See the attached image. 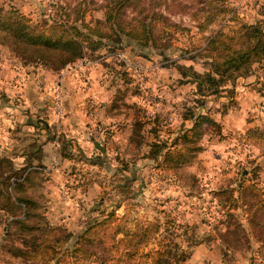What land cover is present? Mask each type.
I'll return each instance as SVG.
<instances>
[{
	"label": "rangeland",
	"instance_id": "374dc122",
	"mask_svg": "<svg viewBox=\"0 0 264 264\" xmlns=\"http://www.w3.org/2000/svg\"><path fill=\"white\" fill-rule=\"evenodd\" d=\"M103 3L0 0V9H15L45 29L65 28L78 25L75 17L79 9L84 11L85 23L101 21ZM138 9L126 7L125 18L150 20L153 45L141 46L122 37L115 48L102 39L94 50L83 46L88 63L80 65L75 60L61 68L65 73L40 61H24L0 36V62L26 67L36 76L29 104L22 105L25 99L15 95L8 103L12 112L0 111V159L11 164L18 178L23 177L13 194L29 198L30 207L39 216L21 224L15 221L22 217L20 210L8 208L6 203L0 207V264H78L63 250L56 260L45 263L20 257L14 247L27 249L22 245L24 227L41 222L68 232L63 249H71L96 215L99 196V208L105 211L123 205L115 212L120 216L125 211L128 230L136 224L158 221L154 236L118 264H151L144 254L158 249L160 239L169 246L176 243L186 253L180 264H256L258 257L264 262L257 255L258 243L249 234L248 208L240 201L229 210L224 204L226 195L219 196V206L212 197L215 191L235 187L238 182L245 186L253 181L264 193V57L251 63L246 75L224 83L219 92L203 99L194 95V86L183 83L176 70V65H189L203 72L208 61L204 56L207 40L218 31L230 34L240 24L258 21L264 27V0H165L154 8ZM95 66L98 72L94 82L106 89L103 99L111 101L106 102L108 119L98 121L103 120L102 110L98 114L97 104L86 102L89 113L97 115L75 139L61 132L58 125L63 114L61 80L67 72L80 73L89 87L86 72ZM42 71H48L49 78L42 77ZM36 91L45 94L39 97ZM187 112L203 114L214 123L203 122L198 131L204 135L195 141H178L174 153L181 155L174 158L177 162L172 160L173 168L159 167V159L148 152V143H169L174 133L168 141L164 128L177 132L181 125L188 127L190 123L181 119ZM50 117L52 122L45 129L43 124ZM137 117L143 123L141 132L129 143L130 127L138 123ZM156 118L162 124L153 122ZM248 130L250 136L246 138ZM186 146H194L190 156ZM66 153L72 158L62 156ZM6 162L0 164V170ZM120 181L127 185L114 187ZM242 197L247 200V195ZM234 222L246 231L237 242L232 235H221ZM84 264L99 263L90 259Z\"/></svg>",
	"mask_w": 264,
	"mask_h": 264
},
{
	"label": "trees",
	"instance_id": "16d2710c",
	"mask_svg": "<svg viewBox=\"0 0 264 264\" xmlns=\"http://www.w3.org/2000/svg\"><path fill=\"white\" fill-rule=\"evenodd\" d=\"M103 1L104 13L101 21L95 20L92 25L85 23L83 21L84 11L79 9L76 11L77 16L75 17L78 25H66L65 28L52 26L45 29L32 24L30 19L18 13L15 9H0V36L14 50L20 52V57L25 58L24 61H40L44 66L48 65L56 70L85 56L83 46L88 47L89 50L96 49L101 44L102 39L111 42L115 48L119 47L122 37L130 39L141 46L155 43V40L151 37L152 26L150 20L146 22L145 18L142 17L126 20L124 10L128 6L130 8L138 6V10L147 6L154 8L155 4L162 3L165 0ZM230 34H234L235 37L230 36ZM230 34L218 31L207 40L208 48L204 56L208 61L206 62L207 68L203 72H197L189 65H176V70L183 83L192 84L194 95L201 99L219 92L224 83H232L236 77L246 75L251 63L258 62L264 57V27L260 21L248 25L240 24ZM202 103L201 100L198 105L201 106ZM181 119L188 121L190 125L188 127L181 125L177 132L164 128L167 136L165 138L168 141L172 138L169 143L163 140H161L162 145H156L159 141L148 143L150 147L148 152L151 156H154H152L154 159H159V167L173 168L174 158L181 155L178 152L174 153L178 141H195L196 138L204 135L198 131V127L203 122L214 123L207 116L194 112L182 114ZM135 121L138 123L131 125V132L127 137L129 143L135 142L136 133L141 132V124L143 123L138 120V117ZM153 122L162 124L159 118L154 119ZM43 127L46 129V124H43ZM172 133H174V136L170 138L169 136ZM216 134L219 135L218 132ZM249 136L250 131L248 130L245 137L248 138ZM257 136H260V133H257ZM186 147L188 149L187 155L190 156L194 151V146ZM195 148L196 150L199 149L198 147ZM62 156L72 158L68 153ZM3 162L6 161L0 159V164ZM5 166L0 170V197L2 200L0 207L3 208L2 205L6 206L7 204L8 208L20 210L22 217L15 220L17 223L22 224L31 217H39L30 207L29 198L18 197L13 194L17 187H21L20 182L23 177H17V172L13 170L10 163L6 162ZM242 174H245V172ZM125 185H127L125 181H120L114 187L121 189ZM218 192H220L219 195ZM221 195H226L224 204L229 210H231V206L240 201L248 208L246 220L248 221L249 234L258 243L257 255L264 258L263 191L253 181L245 186L238 182L235 187H226L215 191L212 197L216 200L218 206L221 205L222 200L219 197ZM242 195H247V200L242 199ZM98 199L100 200L96 215L91 218L86 227L76 237L71 249H63L64 243L69 238L68 232L63 228L49 227L45 226L44 223L37 222L24 227L22 245L27 249L14 247L15 251L21 254L20 257L38 258L45 263L56 260L60 250H63V254H70L71 258L78 264H84L90 259L99 264H118L124 261L125 256L131 255V252L138 249L140 244L147 243L154 236L152 231L158 224L157 220L136 224L132 230H128L125 227V211L120 216L115 212L123 205L117 204L112 209L105 211L99 208L102 196H99ZM245 234L246 231L240 224L234 222L233 227L226 229L221 235H232L234 242H237L238 238L245 237ZM157 246L158 249H153L144 254L151 264H180L187 256L176 243H171L169 246L160 239ZM28 248L30 249L28 250ZM126 248H130V250ZM257 261L264 264L259 257Z\"/></svg>",
	"mask_w": 264,
	"mask_h": 264
},
{
	"label": "crops",
	"instance_id": "0c3cea01",
	"mask_svg": "<svg viewBox=\"0 0 264 264\" xmlns=\"http://www.w3.org/2000/svg\"><path fill=\"white\" fill-rule=\"evenodd\" d=\"M97 68V66L92 67L91 69H88L89 71L87 70L86 72H89V87L87 85H84L82 81L83 78L78 72L77 75H79V77L77 75H74V72H67L61 80L63 114L58 125H61V132L66 133L70 135V137H73L75 139L81 137V132L82 134H84L86 124H92L95 121V116L97 115V113H94L95 116L89 113L91 112V110L87 105L85 106L86 102H89L92 105L97 104V107L99 108L98 114H100V109L102 110L103 120L98 118V121L107 122L108 119L105 115V111H107V108L109 107H107V103L110 104L111 101L108 100L107 102L105 98L103 99V96H105L107 92L106 89L99 87L94 82V79H96L98 72ZM62 70L60 69L58 73L63 72ZM42 74H44V76L42 77L49 78L50 73L48 71H42ZM80 77L82 79H80ZM35 80L36 76L34 77V74L26 69V67L9 66L8 64H6V62H0V111L6 112L5 110H8V112H12L11 107L8 105V103L11 102L9 99H12V97H14L15 95L19 98L25 99L23 100L22 105L24 104L25 106L29 104L28 97H30L31 94L35 93L34 90L36 89L33 86L36 83ZM36 94L37 96L41 97L45 93L44 91L40 93L36 91ZM31 97H34V95ZM18 106L21 105L19 104ZM95 109L96 108H94L93 110ZM13 117H10V119ZM29 120L30 119L26 118V121ZM46 121L48 123L47 124L45 122L46 127L50 126L49 124H51L52 118L50 117Z\"/></svg>",
	"mask_w": 264,
	"mask_h": 264
},
{
	"label": "built area",
	"instance_id": "2783aa9c",
	"mask_svg": "<svg viewBox=\"0 0 264 264\" xmlns=\"http://www.w3.org/2000/svg\"><path fill=\"white\" fill-rule=\"evenodd\" d=\"M77 62H79L80 65H81V64L88 63V61L86 60V57H85V56H83V57L77 59ZM66 65H70V63H69V64H66ZM66 65H65V66H66ZM65 66H64V67H65ZM256 264H263V263L260 262V261H257Z\"/></svg>",
	"mask_w": 264,
	"mask_h": 264
},
{
	"label": "water",
	"instance_id": "95a60500",
	"mask_svg": "<svg viewBox=\"0 0 264 264\" xmlns=\"http://www.w3.org/2000/svg\"><path fill=\"white\" fill-rule=\"evenodd\" d=\"M95 146H97L98 147V145L96 144Z\"/></svg>",
	"mask_w": 264,
	"mask_h": 264
}]
</instances>
